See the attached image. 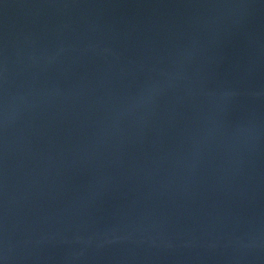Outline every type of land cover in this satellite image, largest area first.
Wrapping results in <instances>:
<instances>
[{"label": "water", "instance_id": "obj_1", "mask_svg": "<svg viewBox=\"0 0 264 264\" xmlns=\"http://www.w3.org/2000/svg\"><path fill=\"white\" fill-rule=\"evenodd\" d=\"M0 264H264V0H0Z\"/></svg>", "mask_w": 264, "mask_h": 264}]
</instances>
